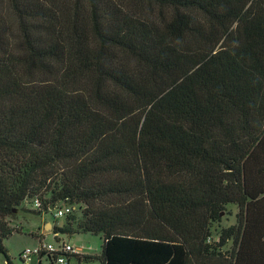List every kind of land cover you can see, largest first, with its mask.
Returning a JSON list of instances; mask_svg holds the SVG:
<instances>
[{"label":"trees","instance_id":"16d2710c","mask_svg":"<svg viewBox=\"0 0 264 264\" xmlns=\"http://www.w3.org/2000/svg\"><path fill=\"white\" fill-rule=\"evenodd\" d=\"M24 202L67 262L264 264V0H0L5 264Z\"/></svg>","mask_w":264,"mask_h":264},{"label":"rangeland","instance_id":"374dc122","mask_svg":"<svg viewBox=\"0 0 264 264\" xmlns=\"http://www.w3.org/2000/svg\"><path fill=\"white\" fill-rule=\"evenodd\" d=\"M231 212V216H222L220 227H228L235 224V208H228ZM36 208L33 202H24L19 210H16L15 215L7 218L11 227H19L20 232H14L9 238L3 240V246L7 251V254L13 264H50L48 257L42 256L38 259V255H30L27 260L21 261L19 255L25 249H36L40 244L47 245L52 244L57 247L59 243L64 242L71 247L78 249L82 256L84 255H99L101 252L102 239L101 237L92 235L90 233H78L73 236H60L56 241L53 234H48L43 237L33 236L42 231V220L54 221L55 224H62L63 218L58 220L52 219V212L47 214L37 215L35 214ZM73 213L78 212L77 206H74ZM53 223V222H52ZM219 229V227H218ZM52 228L47 225L44 232H51ZM40 261V263H39ZM0 264H5L3 255L0 254ZM53 264L54 260H53ZM67 264H100L99 261L84 262V260L77 261L76 257L71 256L68 258Z\"/></svg>","mask_w":264,"mask_h":264},{"label":"built area","instance_id":"2783aa9c","mask_svg":"<svg viewBox=\"0 0 264 264\" xmlns=\"http://www.w3.org/2000/svg\"><path fill=\"white\" fill-rule=\"evenodd\" d=\"M34 206L37 208V204L35 202ZM74 210L73 206H61L57 210L53 212V217L55 219H59L64 217L66 214L71 213ZM45 256L47 254H50V257L54 258V263L55 264H67V260L65 259V255H80L79 250L71 247L68 244H65L64 242H61L58 244L57 247H54L52 244H47V245H39L36 247V249L30 250V249H25L21 253V259H26L30 255H42Z\"/></svg>","mask_w":264,"mask_h":264},{"label":"crops","instance_id":"0c3cea01","mask_svg":"<svg viewBox=\"0 0 264 264\" xmlns=\"http://www.w3.org/2000/svg\"><path fill=\"white\" fill-rule=\"evenodd\" d=\"M54 217L52 216V219H53ZM54 220V219H53ZM48 224H50V227L52 228V226H53V223H51V221L49 220V221H47V220H42V231H40V232H38V234H35L37 237H43V236H45V235H48V234H53L52 232H44V230H45V227L48 225ZM79 254L81 255V253L79 252ZM25 260H27V258L26 259H23V261H25ZM39 263H40V261H39Z\"/></svg>","mask_w":264,"mask_h":264},{"label":"water","instance_id":"95a60500","mask_svg":"<svg viewBox=\"0 0 264 264\" xmlns=\"http://www.w3.org/2000/svg\"><path fill=\"white\" fill-rule=\"evenodd\" d=\"M54 208H55V206L54 205H51L49 209L52 212V210H54ZM48 225L50 226V224H48Z\"/></svg>","mask_w":264,"mask_h":264}]
</instances>
